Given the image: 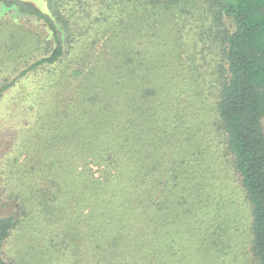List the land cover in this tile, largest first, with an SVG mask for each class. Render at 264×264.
<instances>
[{
    "label": "trees",
    "instance_id": "obj_1",
    "mask_svg": "<svg viewBox=\"0 0 264 264\" xmlns=\"http://www.w3.org/2000/svg\"><path fill=\"white\" fill-rule=\"evenodd\" d=\"M46 1L43 11L0 0L48 30L27 49L20 30H0V52L14 58L0 101L38 76L19 111L29 120L6 130L7 150L20 153L0 160V264H16L4 247L24 221L65 264H193L197 224L220 258L222 192L204 164L221 150L213 126L250 205V252L264 264V0ZM190 17L198 24L183 51ZM200 111L212 119H195ZM169 129L197 166L161 148Z\"/></svg>",
    "mask_w": 264,
    "mask_h": 264
},
{
    "label": "rangeland",
    "instance_id": "obj_2",
    "mask_svg": "<svg viewBox=\"0 0 264 264\" xmlns=\"http://www.w3.org/2000/svg\"><path fill=\"white\" fill-rule=\"evenodd\" d=\"M37 6H39L43 11H47L48 4L46 0H31ZM94 0H91L93 3ZM198 24V20H195L194 17H190L185 21V32L188 33L186 36H183L180 41V47L185 50L189 46V44L194 40L196 31V27ZM0 30L2 32L8 33V31H17L20 30L18 38L22 39V35L26 38H29L31 41L23 46L22 48H28L32 43L37 44L39 40L43 37H47L48 30L44 25H42L39 21H37L33 17L25 16L17 14L14 10H8L4 5L0 3ZM108 32H105L103 36L98 40L100 43L108 37ZM2 35L0 33V41ZM12 55V54H11ZM182 57L184 55L181 54ZM213 57L214 52H211L208 57ZM31 59H34L35 56L31 54L28 56ZM2 58V59H1ZM14 63V58L9 54H5L0 52V78L1 76L10 75L11 68L9 65ZM6 65V66H4ZM213 66L214 63L211 62ZM211 65L204 64L203 71H209ZM20 69V68H19ZM213 70V69H212ZM211 70V71H212ZM16 71V70H15ZM14 73V72H13ZM12 73V74H13ZM16 73V72H15ZM210 77V75L208 76ZM38 76H29L25 79H22L20 82H17L13 88L5 94V96L0 101V160L3 158V154L5 151H9V155H18L20 153V149H10L7 150L6 145L4 144L6 141H10V133L6 130L11 127V124H15L14 126H21L19 122H24L25 119L29 120V115H23L21 113L24 110L25 105L30 103V92L33 90L35 86H37ZM184 101L194 102L195 99H190L189 97H185ZM198 106H200L199 102H196ZM21 111V112H19ZM201 111L198 115L195 114V119L200 117V120L206 122L211 120V114H202ZM190 115L188 116V118ZM262 126L264 129V117L261 119ZM207 125V124H206ZM209 126V125H208ZM216 129L213 126L212 136L215 137V140L212 144L218 143L220 147V151L217 149L213 150L214 156H212L208 162H204L205 166H209L210 168L208 172H214L217 177V182L219 183V189L221 190V196L218 195V200L216 203H219L218 210V218L217 220H226L224 225V231H219V235H221V243L218 244L220 252L222 256L220 258H213L211 255V243L210 239L204 238L205 235H199L200 233H207L204 229L205 226L198 224L194 226L192 229L195 236L190 239L191 248L193 249L194 260L193 264H220V259H223V264H257L252 253L250 252V238H249V223L251 221L250 214V205L247 199L244 197L245 192L243 187L240 185V179L238 174L234 173L230 168H227L230 165L228 159L225 157V149L222 148V139L220 136V131L214 130ZM173 134L175 137L174 129H169V132L164 135L162 140L160 141V146L164 151H167V155H171L174 158L177 157L178 160L184 159L189 161L188 166L192 168V162L188 158V147L182 146L180 142L176 139V143L174 138H170L169 135ZM180 144V147H179ZM216 147V144L214 145ZM24 154L18 157V161L21 162L24 159ZM216 170V171H215ZM218 171V172H217ZM23 181L26 183L34 182L32 180L33 177H30V174H23ZM69 175L63 174L60 179H68ZM197 181V178L194 179ZM216 181V179H215ZM216 183V182H215ZM52 208H56V205L53 203ZM5 211V210H3ZM0 213L2 211L0 210ZM6 213V212H5ZM28 224V226H27ZM211 224L215 225L216 222L211 221ZM31 222L24 221L21 228H18L13 235H11L10 239L5 244L4 253L7 260L12 261L16 264H59L61 261H58L59 254L54 252L53 248L48 245L46 248L43 245L39 244V238L33 234L32 232L27 233L29 230ZM230 225V227H229ZM27 226V229L24 231V228ZM216 228V227H215ZM198 233V235L196 234ZM39 234V233H38ZM41 235V234H39ZM225 252V253H224ZM66 257V256H65ZM234 257V262H230V259ZM67 260V259H66ZM61 264H65L64 261Z\"/></svg>",
    "mask_w": 264,
    "mask_h": 264
}]
</instances>
